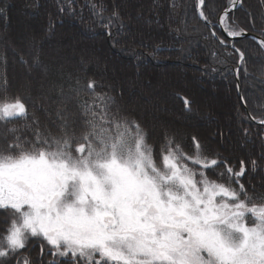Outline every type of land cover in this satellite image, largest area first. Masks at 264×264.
<instances>
[{"label": "trees", "instance_id": "16d2710c", "mask_svg": "<svg viewBox=\"0 0 264 264\" xmlns=\"http://www.w3.org/2000/svg\"><path fill=\"white\" fill-rule=\"evenodd\" d=\"M229 6L228 0H207L209 25L197 0H0V101L18 97L28 113L0 122V150L13 142L12 128L23 141L34 142L36 131L57 136L67 120L79 135L85 130V104L106 95L112 97L108 119L138 123L156 157L169 139L192 154L195 137L205 156L226 159L237 171L244 161L240 183L250 203H264V124L259 123L264 120V47L252 37L230 46L218 27ZM228 24L264 40V0H242ZM70 32L78 44L73 52L66 47ZM236 49L244 53L243 63ZM47 69L46 78L24 89V72L39 75ZM90 81L94 91L87 88ZM140 88L146 96L144 89H162L164 116L144 112L133 100ZM52 90L50 104L43 97ZM184 98L191 102L188 109ZM101 126L115 134L111 124ZM207 175L228 183L211 171ZM9 217L0 210V237ZM247 222L253 223L250 215ZM51 251L42 238H30L20 255L33 264H73L70 256L62 259ZM0 264H16V259H0Z\"/></svg>", "mask_w": 264, "mask_h": 264}, {"label": "snow or ice", "instance_id": "6c2138e0", "mask_svg": "<svg viewBox=\"0 0 264 264\" xmlns=\"http://www.w3.org/2000/svg\"><path fill=\"white\" fill-rule=\"evenodd\" d=\"M238 3L228 0L220 16L230 37L244 35L228 24ZM206 6L197 0L208 21ZM236 52L243 63L244 53ZM95 99L84 106L79 135L67 120L57 136L36 131L34 142L8 129L13 142L0 150V210L10 217L0 259L33 264L20 253L30 238H42L51 255L70 256L73 264H264V203H250L240 183L244 161L237 171L226 159L205 156L195 137L192 154L169 139L156 157L138 123L108 119L112 97ZM183 103L188 109L191 102ZM27 115L20 98L0 101V122ZM210 171L228 183L210 179Z\"/></svg>", "mask_w": 264, "mask_h": 264}, {"label": "rangeland", "instance_id": "374dc122", "mask_svg": "<svg viewBox=\"0 0 264 264\" xmlns=\"http://www.w3.org/2000/svg\"><path fill=\"white\" fill-rule=\"evenodd\" d=\"M68 35V37H69V44H67V48H71L70 49V52H73V50L75 51V47H77V39L75 38V34L74 33H72V32H70L69 34H67ZM73 48H75V49H73ZM44 71L45 70H41L40 71V74L39 75H36V74H38V73H35V74H32V73H30V71L28 70L26 73L24 72V74H25V77H23L24 78V81H23V87H24V89H28L30 86H32V84H34L36 81L38 82L39 81V78L38 77H47V75H48V72H49V70L47 69L46 70V72L44 73ZM41 75V76H40ZM201 86H203L204 87V85L203 84H201ZM145 91H146V93H149V94H147L148 96H146V94H144V92H143V90L140 88V90H139V92H138V96H136L135 98H134V96H133V100L136 102V101H138V102H136V103H138L139 104V106L142 108V110L145 112H150L151 111V113H153V114H158V118H161L162 116H164L163 115V113H161L162 112V110H163V108H162V106L164 105H167V104H164L163 103V98L164 97H166V99H167V95H164V94H162V89H153V90H151V92L149 91L148 92V89H144ZM43 91V90H42ZM53 92H55V91H50V92H46V94H45V96L43 97L44 98V100L46 101V102H48V103H50L51 104V101L53 100V98H52V96L54 95V93ZM153 92H155V93H153ZM155 94V95H154ZM58 95V94H57ZM59 97L60 96H62V95H60V92H59V95H58ZM57 96V97H58ZM163 99V100H162ZM153 100V101H152ZM154 101L155 102H158V104H155L154 103ZM152 102L154 103L153 105H152ZM159 106V107H158ZM161 106V107H160ZM49 108H47L46 110H45V112L47 111V112H49ZM154 111V112H153ZM164 112V111H163ZM160 125H162V123L160 124ZM209 131H210V136H212V137H214L215 136V130L214 129H209Z\"/></svg>", "mask_w": 264, "mask_h": 264}, {"label": "water", "instance_id": "95a60500", "mask_svg": "<svg viewBox=\"0 0 264 264\" xmlns=\"http://www.w3.org/2000/svg\"><path fill=\"white\" fill-rule=\"evenodd\" d=\"M241 3H242V0H239V3H238L237 6L235 7V9H236L237 7H239V6L241 5ZM205 22L209 24L208 21H205ZM209 25H210V24H209ZM218 27H219V29L221 30V32H222V34L224 35V37L227 38V39L230 41V46H231V47H233V45H234V43H235L236 40L241 39V38H244V37H252V38H254L255 40H257L258 42H260L261 40H263L262 38H259V37H256V36H253L252 34H250V33H246V32H244V35H243V36H240V37H230V36H228L227 33L224 31V28L221 27V25H220V17H219V21H218ZM214 33H215V32H214ZM215 35H216V34H215ZM217 37H218V36H217ZM234 48H235V47H234ZM236 74H237V78H238V75H239V71H238V70L236 71ZM238 88H239V95H240V97L242 98V93H241V91H240V82H239V80H238Z\"/></svg>", "mask_w": 264, "mask_h": 264}]
</instances>
